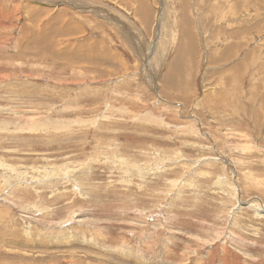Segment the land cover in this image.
<instances>
[{
  "label": "rangeland",
  "instance_id": "1",
  "mask_svg": "<svg viewBox=\"0 0 264 264\" xmlns=\"http://www.w3.org/2000/svg\"><path fill=\"white\" fill-rule=\"evenodd\" d=\"M74 257L264 264V0H0V264Z\"/></svg>",
  "mask_w": 264,
  "mask_h": 264
},
{
  "label": "bare ground",
  "instance_id": "2",
  "mask_svg": "<svg viewBox=\"0 0 264 264\" xmlns=\"http://www.w3.org/2000/svg\"><path fill=\"white\" fill-rule=\"evenodd\" d=\"M31 12H33V13H39L38 11H36L35 9H32L31 10ZM147 12L146 11H143V14L145 15ZM36 14V15H37ZM77 17H80V16H77ZM81 18V17H80ZM145 18H146V16H145ZM68 21H69V23H65L63 20H62V18H61V16L59 15V16H54L53 17V20L52 21H50V22H48L45 26H44V28H39V30H38V32L39 33H36V35H38L37 36V38H38V40H41V41H43V43H44V46H45V48H46V50H43V49H36L37 50V53H40V54H42V53H44V52H46L47 50H49V51H52L53 50V57H54V54H56V52H58L57 51V48H60V47H64L65 46V43H62V42H60V41H53V39L55 38V37H57V36H61L63 33H65V32H75V21L74 22H72V20H70V19H67ZM149 23V22H148ZM183 24V28H184V26H185V24L184 23H182ZM28 32H30L29 30H28ZM27 36H31V33H28V35ZM86 42V41H85ZM85 42H82L81 44H79L76 48H74L73 49V51L71 52V53H67V52H64V53H62V55L65 57V58H67V59H69L70 60V62L71 63H75V59L76 58H80L81 59V61H82V63H88L90 60L91 61H94V59H97V57L98 56H96L95 54H94V52H95V48L96 47H93V46H89L88 47V49L86 48V44H85ZM89 42V41H88ZM187 45V47L188 48H192V42H189V43H187L186 44ZM70 46H72V45H70ZM88 46V45H87ZM101 46H102V44H101ZM69 47V46H68ZM104 47V46H103ZM85 49H87L86 51H85ZM189 50V49H188ZM56 51V52H55ZM182 51H184V50H179V52L178 53H180L181 54V52ZM84 53V57H82L81 56V54L82 53ZM59 53V52H58ZM186 54H187V51L185 52ZM190 53V52H189ZM57 55V54H56ZM55 55V56H56ZM41 56V55H40ZM184 56V55H183ZM47 58V57H46ZM103 58H105V59H107L108 60V58H109V60H113L111 57H110V55L108 54V52H105V53H103ZM178 60L180 59V63H181V60H182V54L181 55H179V54H177V57H176ZM104 59V60H105ZM51 60V59H50ZM51 62H52V60H51ZM173 63V62H172ZM179 63V61H177V62H174L173 64H178ZM172 64V65H173ZM52 65V64H51ZM57 65V64H56ZM171 65V66H172ZM176 67H178V66H176ZM174 67H171L170 68V73H174L173 71H172V69H173ZM175 69H177V68H175ZM172 71V72H171ZM172 76V75H171ZM168 77V76H167ZM174 77V76H173ZM176 86V85H175ZM57 128H60L59 126H55L54 127V129H56V130H58ZM5 233V232H4ZM9 234V233H8ZM2 238V237H1ZM2 241H5L6 239H1ZM6 242V241H5ZM8 242V241H7ZM10 242V241H9ZM15 243V242H14ZM21 244V243H20ZM69 252V251H68ZM72 256H74L75 255V253L73 252L72 254H71ZM64 257V256H63ZM22 258H24V257H22ZM41 260V259H40ZM71 260L73 261L72 262V264H78L79 262L77 261L78 259H76L75 257L74 258H71ZM24 262V261H23ZM64 263V262H63ZM39 264V263H38Z\"/></svg>",
  "mask_w": 264,
  "mask_h": 264
}]
</instances>
